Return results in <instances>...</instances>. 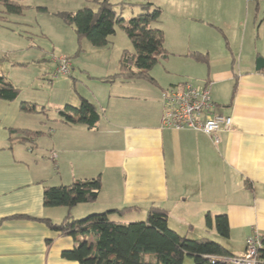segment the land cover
<instances>
[{
    "label": "crops",
    "instance_id": "obj_1",
    "mask_svg": "<svg viewBox=\"0 0 264 264\" xmlns=\"http://www.w3.org/2000/svg\"><path fill=\"white\" fill-rule=\"evenodd\" d=\"M210 19L172 17L167 29L160 17L157 26L164 32L168 57L159 62L172 56L185 68L183 74L168 71V81L152 75L102 79L119 69L124 49L113 40L116 31L105 46L86 45L91 57L80 69L81 78L72 64L67 76L74 75L85 88L77 90L76 101L65 93L61 102H50L54 109L46 113L23 111V101L38 105L20 92L15 100L0 99V264H79L62 256L75 240L47 221L60 223L67 215L81 218L125 206L139 209L113 214L115 219L147 217L150 206H160L178 233L201 230L196 238L206 237L205 230L219 236L214 227H205L204 216L225 213L226 240L233 242L229 251L234 255L244 253L248 236L264 237V67L256 70L254 60L264 59V19L257 25L258 35L243 26L233 44ZM75 47L70 52L79 58L85 48ZM184 80L208 83L215 111L232 117V128L219 130L218 141L201 131L161 126V91ZM9 81L16 85L14 78ZM83 98L98 112L94 127L58 120L60 108L78 105ZM11 129L39 133L19 142L10 140L20 135ZM97 176L102 185L96 200L70 207L43 205L45 186Z\"/></svg>",
    "mask_w": 264,
    "mask_h": 264
},
{
    "label": "trees",
    "instance_id": "obj_2",
    "mask_svg": "<svg viewBox=\"0 0 264 264\" xmlns=\"http://www.w3.org/2000/svg\"><path fill=\"white\" fill-rule=\"evenodd\" d=\"M94 1L97 5L95 9L84 6L63 17L77 36L78 49L82 48L81 39L96 47L109 44V38L119 27L131 41L133 50L122 51L118 72L101 78L110 80L123 76L152 79V67L168 57L164 32L157 26L162 14L160 7L146 1L139 4L137 14L123 19L110 0ZM26 9L21 0H0V21L6 20L9 15H21ZM2 60L4 58L0 57V62ZM18 95V87L0 73V99L15 100ZM21 109L27 112L39 110L35 104L26 101L21 102ZM98 118L95 105L85 98L78 105L65 104L58 110V120L79 122L89 128L95 126ZM14 132H20V135L12 136L10 140L19 142L31 141L39 133L30 129H11V133ZM101 185V179L97 176L67 185L45 186L43 205L70 207L92 202L99 196ZM137 209V206H125L81 218L67 215L60 223L47 221V224L75 240V245L64 250L62 256L79 264H224L218 261L213 263L212 257L233 255L219 241L206 237L189 238L172 229L167 222L166 210L160 206H150L143 221L123 222L113 216ZM204 224L207 229L214 227L219 236L229 237V222L225 213H206ZM258 251L260 264H264V237H261Z\"/></svg>",
    "mask_w": 264,
    "mask_h": 264
},
{
    "label": "rangeland",
    "instance_id": "obj_3",
    "mask_svg": "<svg viewBox=\"0 0 264 264\" xmlns=\"http://www.w3.org/2000/svg\"><path fill=\"white\" fill-rule=\"evenodd\" d=\"M146 1H151L160 7L163 27L170 28L172 17H209L213 22L220 24L223 34L232 44L243 26L246 27L247 32L258 35L257 25L264 19L263 0H110L118 14L127 19L137 14L140 11L139 4ZM21 3L27 6L21 15H9L6 20L0 21V57L4 58L0 62L1 72L8 80L14 78L15 86H18L22 97L36 100L38 109L49 113L54 109L50 102H61L65 93L73 100H77V90L83 91L85 88L79 79L74 78V75L77 77L79 73L81 74L80 69L86 67L85 64L91 57L89 48H85L89 45L85 39H81V46L85 51L79 58L76 57V53L70 52L75 47L74 40L75 48H78V40L73 28L64 21L63 17L81 7L88 6L95 9L97 5L94 0H21ZM116 31L117 35L113 40L117 47L132 51V43L123 30L117 27ZM223 34L220 32L225 47ZM218 37L220 38L219 35ZM259 48L261 50V47ZM58 55L70 57L75 74L73 78L59 76L50 82L49 79L55 69L53 57ZM235 57L237 60V55ZM257 58L255 57L254 60L256 61ZM169 59L167 62L157 63L150 70L151 75L160 82L169 80L168 71L183 74L182 71L185 70L177 63L175 57L170 56ZM17 61L27 65L11 66V63ZM14 68L18 70L14 72ZM46 72H51L49 78ZM146 218L134 214L131 221H143ZM172 225L170 222V226ZM211 231L205 230V235L202 236L219 242L225 241L223 245L228 250H232L233 242L230 243V240ZM199 232L201 230H193L187 237L196 238L193 236L202 234ZM180 234L186 235L183 231Z\"/></svg>",
    "mask_w": 264,
    "mask_h": 264
},
{
    "label": "built area",
    "instance_id": "obj_4",
    "mask_svg": "<svg viewBox=\"0 0 264 264\" xmlns=\"http://www.w3.org/2000/svg\"><path fill=\"white\" fill-rule=\"evenodd\" d=\"M56 64L51 79L68 75L71 63L66 55L54 56ZM162 115L161 126L173 129L189 128L210 135L218 141L217 132L230 130L232 117L215 111L211 99L209 84L184 80L172 84L161 91ZM261 237L252 234L245 239V251L241 255L213 256L212 262L224 264H260L259 247Z\"/></svg>",
    "mask_w": 264,
    "mask_h": 264
},
{
    "label": "water",
    "instance_id": "obj_5",
    "mask_svg": "<svg viewBox=\"0 0 264 264\" xmlns=\"http://www.w3.org/2000/svg\"><path fill=\"white\" fill-rule=\"evenodd\" d=\"M263 67H264V59H263L262 57H258V58L256 59L255 69H256V70H259V69H261V68H263Z\"/></svg>",
    "mask_w": 264,
    "mask_h": 264
}]
</instances>
